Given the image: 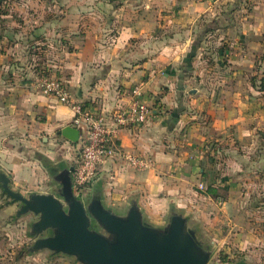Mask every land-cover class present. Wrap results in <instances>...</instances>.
<instances>
[{
	"label": "rangeland",
	"instance_id": "1",
	"mask_svg": "<svg viewBox=\"0 0 264 264\" xmlns=\"http://www.w3.org/2000/svg\"><path fill=\"white\" fill-rule=\"evenodd\" d=\"M117 5H122L124 23L133 21L138 12L156 8L162 11L159 36L168 40L183 27L177 39L187 33L193 36L190 88L204 91L206 105L211 100L224 125L206 142V151L215 147V171L200 191L220 184L229 188V192L217 188L220 197L201 205L200 238L211 251L207 264H264V153L259 129L264 117V0H0V113H10L13 143L18 146L11 157H0V168L10 172L14 191L28 194L53 190L56 183L49 167L77 165L79 143L59 134L62 126L57 120L60 107L70 108L45 88L54 82L78 99L79 88L69 83L80 60L78 52L89 33L98 41L114 34L106 26ZM186 12L190 16L174 22L178 30L172 32L167 16ZM250 113L253 127H258L253 143L240 140L244 125L250 126L246 122ZM208 116H202L205 122ZM20 117L28 121V129L22 130L23 150L21 137L14 135ZM98 183L76 188V194L87 200L96 187L103 195ZM20 205L0 186V264H80L72 256L31 251L36 217L17 216ZM165 219L152 222L163 226ZM49 235L47 231L39 237Z\"/></svg>",
	"mask_w": 264,
	"mask_h": 264
},
{
	"label": "crops",
	"instance_id": "2",
	"mask_svg": "<svg viewBox=\"0 0 264 264\" xmlns=\"http://www.w3.org/2000/svg\"><path fill=\"white\" fill-rule=\"evenodd\" d=\"M121 6L110 10L111 21L106 30L114 34L107 41H98L92 33L86 36L77 55L80 60L73 68L69 83L79 88V100L76 101L98 113L112 112L125 106L131 99V90L141 86L143 99L152 107L154 114L139 127L123 129L117 144L124 152L145 156L150 166L138 169L120 158L109 159L101 168L99 188L103 190L108 206L125 209L131 200H138L151 222L161 223L172 208H177L200 225L202 203L206 199L213 200L208 188L200 191V185L207 187V181L215 171L212 165L215 147H211L213 149L209 152L205 145L224 125H221V118L215 113L219 110L213 107L211 100L206 105L209 100L204 91L190 88V81L194 79L190 72L193 55L190 56L189 50L193 36L187 33L185 38L177 39L178 32L184 27L168 40L159 36L156 32L162 11L156 8L138 12L133 21L124 23ZM187 16L190 13L167 16L170 18L168 27L175 32L178 29L173 23L183 21ZM194 48H191L192 53ZM252 91L250 87V99ZM57 112L62 129L73 125L71 110L65 111L60 107ZM8 114L0 113L1 158L11 157V153L18 151V146L13 143L12 117ZM208 114L205 122L202 116ZM249 115L246 122L250 126L244 125V138L240 137V140L253 143L258 127H253L252 115ZM19 120V131L14 135L21 137L18 138L21 150L25 146L22 130L28 129V121L22 117ZM259 129L264 153V117ZM215 140L219 141L218 137ZM1 167L10 175L5 166ZM217 188L229 190L224 184Z\"/></svg>",
	"mask_w": 264,
	"mask_h": 264
},
{
	"label": "water",
	"instance_id": "3",
	"mask_svg": "<svg viewBox=\"0 0 264 264\" xmlns=\"http://www.w3.org/2000/svg\"><path fill=\"white\" fill-rule=\"evenodd\" d=\"M59 134L71 143L80 141V130L74 125ZM48 171L56 183L52 191L22 194L12 189L11 176L0 169L3 192L21 204L16 215L36 217L31 251L72 256L80 264L208 263L211 251L200 238V226L192 225L183 211L172 208L164 225L158 226L146 218L138 200L116 212L96 187L89 199L80 198L74 166L54 165ZM47 231L49 236L39 237Z\"/></svg>",
	"mask_w": 264,
	"mask_h": 264
},
{
	"label": "built area",
	"instance_id": "4",
	"mask_svg": "<svg viewBox=\"0 0 264 264\" xmlns=\"http://www.w3.org/2000/svg\"><path fill=\"white\" fill-rule=\"evenodd\" d=\"M51 84L45 88V93L57 96L70 108L73 125L81 133L74 172L76 188L94 184L99 179L101 168L109 159L120 158L138 169L150 166L148 158L124 152L117 144L123 129L139 127L154 114L152 107L143 99L141 86L131 90V99L125 106L117 107L112 112L98 113L72 99L59 84Z\"/></svg>",
	"mask_w": 264,
	"mask_h": 264
},
{
	"label": "trees",
	"instance_id": "5",
	"mask_svg": "<svg viewBox=\"0 0 264 264\" xmlns=\"http://www.w3.org/2000/svg\"><path fill=\"white\" fill-rule=\"evenodd\" d=\"M1 14V13H0ZM2 14H7V13H2ZM208 194L211 196V197H214L216 199H218L220 196H219V191L217 188H214L212 186H210L208 188Z\"/></svg>",
	"mask_w": 264,
	"mask_h": 264
}]
</instances>
